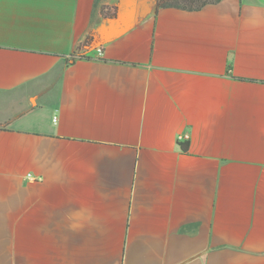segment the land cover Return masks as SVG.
Returning <instances> with one entry per match:
<instances>
[{
	"label": "crops",
	"instance_id": "obj_1",
	"mask_svg": "<svg viewBox=\"0 0 264 264\" xmlns=\"http://www.w3.org/2000/svg\"><path fill=\"white\" fill-rule=\"evenodd\" d=\"M0 125V264H264V0H0Z\"/></svg>",
	"mask_w": 264,
	"mask_h": 264
},
{
	"label": "trees",
	"instance_id": "obj_2",
	"mask_svg": "<svg viewBox=\"0 0 264 264\" xmlns=\"http://www.w3.org/2000/svg\"><path fill=\"white\" fill-rule=\"evenodd\" d=\"M98 1V0H96ZM220 0H156V8H180L186 10H198L206 5L217 3ZM105 7H102V14L105 17L113 18L116 16V7H112V11H105ZM84 50V46H80L78 50L71 56L72 59L81 57V51ZM1 127V125H0ZM182 149H186V145H181Z\"/></svg>",
	"mask_w": 264,
	"mask_h": 264
},
{
	"label": "built area",
	"instance_id": "obj_3",
	"mask_svg": "<svg viewBox=\"0 0 264 264\" xmlns=\"http://www.w3.org/2000/svg\"><path fill=\"white\" fill-rule=\"evenodd\" d=\"M95 50H96V55H97V56H101V55H102V48H101L100 45H97V46L95 47ZM54 119H55V117H54ZM177 138H178L179 140H182V139H183V135H178Z\"/></svg>",
	"mask_w": 264,
	"mask_h": 264
}]
</instances>
